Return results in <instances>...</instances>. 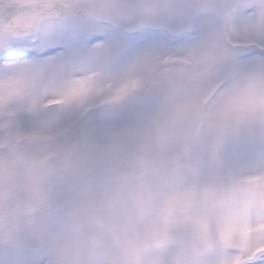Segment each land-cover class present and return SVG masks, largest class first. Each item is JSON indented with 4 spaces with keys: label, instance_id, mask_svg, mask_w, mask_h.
I'll list each match as a JSON object with an SVG mask.
<instances>
[{
    "label": "clouds",
    "instance_id": "clouds-1",
    "mask_svg": "<svg viewBox=\"0 0 264 264\" xmlns=\"http://www.w3.org/2000/svg\"><path fill=\"white\" fill-rule=\"evenodd\" d=\"M47 6L69 0H39ZM137 106L155 103L152 85L136 89ZM13 89L4 96L16 94ZM69 103L55 90L28 99L41 110L121 105L109 97ZM59 114L37 128L42 167L26 177L16 206L0 201V253L39 246L46 264H244L251 243L264 244V165L235 174L224 159L241 136L264 141V79L238 89L204 94L191 113L160 117L120 147L136 153L117 168L89 170L87 153L103 160L114 149L98 144L73 158L60 144ZM51 198L54 212H33ZM33 222L39 229L33 227Z\"/></svg>",
    "mask_w": 264,
    "mask_h": 264
},
{
    "label": "snow or ice",
    "instance_id": "snow-or-ice-1",
    "mask_svg": "<svg viewBox=\"0 0 264 264\" xmlns=\"http://www.w3.org/2000/svg\"><path fill=\"white\" fill-rule=\"evenodd\" d=\"M88 7L68 2L45 9L39 0H0V189L25 184L34 171L51 175L42 167L37 128L21 131L12 123L17 112L42 111L40 105L27 102L41 91L55 90L71 103L83 86L85 99L99 95L118 103L133 90L152 85L154 104L164 106L160 118L191 113L204 94L214 96L254 78L264 79V72L235 70L249 55L264 57V0H235L217 6L220 15L211 28L194 20L179 34L155 19L162 9L153 6L151 13L139 17L137 30L125 37L129 44L139 45L137 49L106 57L80 71L76 66L88 63L95 54L77 51L85 38L70 37L59 22L69 14L83 17ZM13 89L20 91L4 96ZM121 141L117 134L102 143L116 151L112 160L87 153L84 160L89 170L132 162L135 151L121 148ZM243 255L244 264H264V244L251 243ZM3 257L4 264H46L39 246L5 251Z\"/></svg>",
    "mask_w": 264,
    "mask_h": 264
},
{
    "label": "rangeland",
    "instance_id": "rangeland-1",
    "mask_svg": "<svg viewBox=\"0 0 264 264\" xmlns=\"http://www.w3.org/2000/svg\"><path fill=\"white\" fill-rule=\"evenodd\" d=\"M196 20L205 28H211L215 23V19L207 14L198 16ZM59 24L62 26L61 30L66 31L70 37L79 34L85 38L84 42L76 46L77 51L95 54L88 63L76 66L80 71L87 70L92 64H99L106 57H120L139 47L129 44L125 39L127 35L99 23L63 17ZM92 37L96 39H91ZM235 70L256 74L264 72V57L249 55L236 65ZM105 78H109V74L106 73ZM139 100V91L133 90L126 102L121 105L108 107L90 105L85 111L65 107L57 108L55 111L44 110L39 114L17 112L12 118V123L21 131H31L59 114L60 144L74 159L81 158L84 153L77 149L102 144L117 134H121L122 139L130 141L140 130L149 127L163 111L162 104L137 106ZM224 159L227 166L237 175L259 170L264 165V141L256 136H241L227 144ZM28 191L31 189L25 184L0 189V201H7L14 207ZM46 201L48 203L43 205L33 206L30 202L26 204L32 207V210L38 208L39 211L54 212L53 200L48 198ZM33 227L39 229L35 222ZM0 264H4L3 253H0Z\"/></svg>",
    "mask_w": 264,
    "mask_h": 264
},
{
    "label": "water",
    "instance_id": "water-1",
    "mask_svg": "<svg viewBox=\"0 0 264 264\" xmlns=\"http://www.w3.org/2000/svg\"><path fill=\"white\" fill-rule=\"evenodd\" d=\"M69 2L89 6L83 17L103 21L128 32L137 30L135 25L142 14H149L153 6H160L162 14L155 19L169 24L172 30L179 34L188 30L198 13L209 12L219 18L220 9L217 6L234 3L235 0H69Z\"/></svg>",
    "mask_w": 264,
    "mask_h": 264
}]
</instances>
